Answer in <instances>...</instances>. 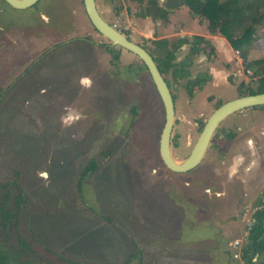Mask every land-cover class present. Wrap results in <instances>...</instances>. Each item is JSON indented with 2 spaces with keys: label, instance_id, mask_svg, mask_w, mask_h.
Listing matches in <instances>:
<instances>
[{
  "label": "rangeland",
  "instance_id": "374dc122",
  "mask_svg": "<svg viewBox=\"0 0 264 264\" xmlns=\"http://www.w3.org/2000/svg\"><path fill=\"white\" fill-rule=\"evenodd\" d=\"M145 1L95 5L104 21L144 48L152 40L171 41L180 25L184 35H205L204 22L185 5L175 14L180 25L170 28L138 17ZM0 12V28L13 33L0 38L2 60L18 66L0 77V206L10 213L0 217V264H245L232 257L229 244L236 239L243 248L242 217L252 203L264 205V109L225 118L201 162L172 173L158 156L163 111L147 72L92 28L82 0H38L21 11L0 0ZM30 29L32 40H24ZM254 45L247 61L264 57L261 40ZM190 71L193 77L205 72ZM227 75L229 82L203 87L193 100L184 81L171 86L176 163L212 111L238 97L241 81L258 84L241 62ZM82 76L92 79L91 88L79 85ZM77 113L79 120L64 122ZM89 160L96 169L78 189ZM252 263L264 264V251Z\"/></svg>",
  "mask_w": 264,
  "mask_h": 264
},
{
  "label": "trees",
  "instance_id": "16d2710c",
  "mask_svg": "<svg viewBox=\"0 0 264 264\" xmlns=\"http://www.w3.org/2000/svg\"><path fill=\"white\" fill-rule=\"evenodd\" d=\"M140 5L142 0H132ZM184 5L187 7L191 16L198 18L199 21H204L207 31L212 35H220L225 39L232 50L237 51L241 58L244 68L252 70V78H257L258 84L256 87H248L243 82L237 86V96H246L264 93V57L261 59L247 61L248 53L257 45L255 42H262L264 49V26L263 35L254 38L256 29L262 25L264 21V0H184ZM140 18H149L151 21L166 22L167 12L158 6L157 0H146L141 8V12L137 14ZM191 53L196 49L195 44L201 43L203 40L200 37L191 38ZM151 49L142 48L152 58L157 69L165 81L168 89L172 85H176L180 80H187L186 66L182 62L174 63L175 53L183 44H188V40H172L157 39L149 42ZM107 52H111L109 45H102ZM117 60V56L112 57V62ZM141 63V62H140ZM128 68H130L128 66ZM141 68L145 70L141 64ZM134 69L133 72H137ZM146 71V70H145ZM170 76V81L166 78ZM200 87L199 80L186 82L183 86L186 94L191 96L193 87ZM171 93V92H170ZM172 100H173V95ZM264 109V106L254 107ZM253 109V108H252ZM96 169L95 162L89 160L79 173L77 188L80 189V182L87 176L88 173L94 172ZM261 201L252 203L253 208L260 207ZM9 212L3 210L0 206V217L6 220ZM254 224L248 231L246 242L241 249L239 260L245 264H253L252 259L255 255H259L264 251V206L258 208L253 213Z\"/></svg>",
  "mask_w": 264,
  "mask_h": 264
},
{
  "label": "water",
  "instance_id": "95a60500",
  "mask_svg": "<svg viewBox=\"0 0 264 264\" xmlns=\"http://www.w3.org/2000/svg\"><path fill=\"white\" fill-rule=\"evenodd\" d=\"M2 1L14 10H25L31 8L38 2V0ZM82 5L92 28L106 39L110 46L118 47L131 53L144 66L163 111V123L158 136L157 151L162 165L168 171L181 174L194 169L201 162L216 128L225 118L241 110L264 106V93L239 96L221 104L206 119L187 157L183 161L176 163L170 153V133L174 123L173 100L170 90L160 75L156 64L147 51L131 42L100 17L96 10L94 0H82Z\"/></svg>",
  "mask_w": 264,
  "mask_h": 264
},
{
  "label": "crops",
  "instance_id": "0c3cea01",
  "mask_svg": "<svg viewBox=\"0 0 264 264\" xmlns=\"http://www.w3.org/2000/svg\"><path fill=\"white\" fill-rule=\"evenodd\" d=\"M157 4L159 7H161L163 10L167 12V16H166V22L163 23L160 21H156L154 22L156 23L155 25H157L158 23H163L165 27L170 28L171 25L174 23L179 24L176 21L175 14L177 9L184 5V0H157ZM144 19H148L150 22H153L149 18H144ZM195 19H197L199 23L204 22V21L200 22L198 18ZM180 28H181L180 30H177L172 35L171 41L186 39L188 40V44H183L179 47L175 55L177 53H181L182 59L178 61L175 56L174 63L182 62L183 65L187 67L186 68L188 75L187 80L182 79L179 82L184 81V85H185V83L188 81L192 82L193 80H199L201 86L200 87L194 86L193 88L195 89L192 88L193 92L190 96L192 100L194 99V97H196L194 95L200 92V90L203 87L215 88L221 84V81L225 83H227L226 81L229 82V77H228L229 75H227V72L231 71L233 65L240 66V62H241V66H244L241 58L239 57V54L238 57L234 56L233 55L234 51L232 52V48L228 45L225 39L218 34L217 35L210 34L206 29V24H205V31H206L205 35H192V36L184 35L182 32L181 25ZM192 37H200L203 40L201 43L195 44L196 49L194 50V53H191V49H190L191 48L190 40ZM161 39H165V38H161ZM196 66L197 68H203L205 72L203 74H199L193 77L190 69H192V67L196 68ZM231 74L232 76H234V73ZM236 77L239 78L238 75ZM187 97L189 96L187 95ZM262 134L264 135V133Z\"/></svg>",
  "mask_w": 264,
  "mask_h": 264
},
{
  "label": "flooded vegetation",
  "instance_id": "af4514ba",
  "mask_svg": "<svg viewBox=\"0 0 264 264\" xmlns=\"http://www.w3.org/2000/svg\"><path fill=\"white\" fill-rule=\"evenodd\" d=\"M2 1V0H1ZM95 1V0H94ZM3 2V1H2ZM4 3V2H3ZM5 4V3H4ZM8 6V5H7ZM9 7V6H8ZM33 7V6H32ZM31 7V8H32ZM95 7H96V5H95ZM10 8V7H9ZM28 9H30V8H28ZM14 10V9H13ZM26 10V9H25ZM96 10H97V8H96ZM15 11H21V10H15ZM98 12V11H97ZM0 14H1V12H0ZM99 14V13H98ZM101 17V16H100ZM102 18V17H101ZM106 22V21H105ZM107 23V22H106ZM110 25V24H109ZM25 25H21L20 26V28H22L23 29V27H24ZM113 27V26H112ZM17 28V27H16ZM32 28V27H31ZM114 28V27H113ZM9 29H11V27L10 28H0V38L2 37V35H4V36H7L8 37V35H11V34H13V33H11V31L9 30ZM116 29V28H115ZM4 30L6 31V33L4 32ZM117 30V29H116ZM32 29H30V32H29V34L27 35H25V33H22V32H15V34H18V36L19 37H21L23 34L25 35V37L23 38L24 40L25 39H29V40H32ZM120 34H122V32H120L119 30H117ZM123 35V34H122ZM125 36V35H124ZM126 37V36H125ZM128 38V37H127ZM22 40V39H21ZM0 42H2V40L0 39ZM4 44V43H3ZM18 44H19V41H18ZM118 48V47H117ZM13 51H11V50H9L8 52H11V55H13L14 57H15V50L14 49H12ZM0 55H2V57H1V60H0V71H1V74H0V77H6V76H8L9 75V72L11 71V73H10V75L12 76V75H14V73H15V69H16V67H18V66H10L9 67V64H8V61L9 60H7V58L6 59H4V60H2L3 59V57H4V53H3V51H0ZM15 63V62H14ZM20 66V65H19ZM8 68V69H7ZM28 68V67H27ZM10 70V71H9ZM8 71V72H7ZM27 72V69H26V71H24V73H22L23 75L25 74ZM6 74H8V75H6ZM9 75V76H10ZM22 75V76H23ZM21 76V77H22ZM4 77V79H6ZM21 77H16L15 79H14V82H16V81H20L21 80ZM208 100H210V98L208 99ZM210 101H213V100H210ZM221 104H223V103H221ZM221 104H219L218 106H220ZM217 106V107H218ZM216 107V108H217ZM215 108V109H216ZM214 109V110H215ZM213 112V111H212ZM218 128V127H217ZM217 128H216V130H217ZM216 130H215V132H216ZM215 132L213 133V135H212V137L214 136V134H215ZM211 137V138H212ZM211 140V139H210ZM253 208V207H252Z\"/></svg>",
  "mask_w": 264,
  "mask_h": 264
},
{
  "label": "built area",
  "instance_id": "2783aa9c",
  "mask_svg": "<svg viewBox=\"0 0 264 264\" xmlns=\"http://www.w3.org/2000/svg\"><path fill=\"white\" fill-rule=\"evenodd\" d=\"M236 55H238V52L236 51L235 52ZM248 73V71H246ZM264 205H261L260 207H262ZM260 207H257V208H251L249 209L250 210V215L249 216H245L243 215L242 219L243 221L245 222V225H244V231H243V234H244V240H246V237H247V233L248 231L252 228L253 224H254V219H253V213L255 212V210H257L258 208ZM244 216L247 218V219H244ZM229 249L231 250V253H232V257L234 259H239L240 257V253H241V248H240V241L239 240H233L230 244H229Z\"/></svg>",
  "mask_w": 264,
  "mask_h": 264
},
{
  "label": "clouds",
  "instance_id": "9594fccd",
  "mask_svg": "<svg viewBox=\"0 0 264 264\" xmlns=\"http://www.w3.org/2000/svg\"><path fill=\"white\" fill-rule=\"evenodd\" d=\"M78 83L81 87H83L85 89H89L93 85L92 79L88 76H82L79 79ZM80 118H81V115L79 113H77L74 115H69L66 118H64V122L68 123L69 121L79 120ZM249 143H251V141H249ZM238 159H242V158H238ZM41 175L44 176L45 178H47V173H41Z\"/></svg>",
  "mask_w": 264,
  "mask_h": 264
}]
</instances>
